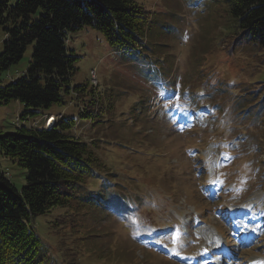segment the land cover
<instances>
[{"label": "rangeland", "instance_id": "rangeland-1", "mask_svg": "<svg viewBox=\"0 0 264 264\" xmlns=\"http://www.w3.org/2000/svg\"><path fill=\"white\" fill-rule=\"evenodd\" d=\"M133 1L146 12L135 46L113 49L89 26L66 35L72 86L85 90L48 112L74 118L100 163L35 217L39 254L45 264H264V50L240 38L226 0ZM32 49L0 86L25 74ZM24 111L0 105V131L16 132ZM1 172L26 184L0 152Z\"/></svg>", "mask_w": 264, "mask_h": 264}, {"label": "trees", "instance_id": "trees-1", "mask_svg": "<svg viewBox=\"0 0 264 264\" xmlns=\"http://www.w3.org/2000/svg\"><path fill=\"white\" fill-rule=\"evenodd\" d=\"M226 1L240 38L264 50V0ZM145 22L146 12L133 0H0V75L33 45L25 74L0 86V105L22 104V120L65 105L71 92L85 90L72 86L77 57L65 45L67 33L89 26L111 48L124 50L139 43ZM74 126L75 119L63 115L49 129L0 131L1 155L26 170L21 189L0 173V264H45L35 217L64 205L99 165L90 144L73 135Z\"/></svg>", "mask_w": 264, "mask_h": 264}]
</instances>
